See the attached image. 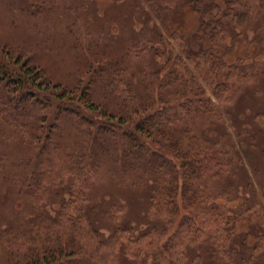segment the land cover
Here are the masks:
<instances>
[{"label": "trees", "instance_id": "obj_1", "mask_svg": "<svg viewBox=\"0 0 264 264\" xmlns=\"http://www.w3.org/2000/svg\"><path fill=\"white\" fill-rule=\"evenodd\" d=\"M34 3L24 0L20 12L35 15ZM132 7L134 21L119 19V34L105 30L94 41L72 25L62 37L74 38L54 51L46 44L15 55L0 43V140L10 146L0 151V186H12L36 216L1 231V264L252 263L234 243L243 204L232 212L227 202L249 192L258 205L262 195L245 175L225 113L253 76L242 73L245 57H225L249 28L264 51V0ZM185 7L202 34L193 36L196 48L160 26ZM101 180L144 188L150 226L135 232L120 202L92 203Z\"/></svg>", "mask_w": 264, "mask_h": 264}, {"label": "rangeland", "instance_id": "obj_2", "mask_svg": "<svg viewBox=\"0 0 264 264\" xmlns=\"http://www.w3.org/2000/svg\"><path fill=\"white\" fill-rule=\"evenodd\" d=\"M31 1L35 2L33 6L35 15L32 11L20 12L19 7L24 0H0V43L3 46H6L4 44L9 45L8 49H12L15 55L19 52L37 53L39 48L42 49L46 44L51 45V50L54 51V48L58 47L56 43L73 37L72 35L67 37V34L62 37L63 29L70 32L69 28L72 25L76 26L73 30L76 36L84 33V30L91 33L88 37L90 41H94V37L109 32L111 35L115 32L119 34L120 31H117L116 27L117 21L121 19L127 26L128 20L136 16L135 13L133 15L131 9L135 6L136 0ZM121 1L125 3L126 9ZM136 25L134 27L138 29L139 25ZM160 26L166 33L178 29L184 35H188L194 48L200 44L199 40L193 39L195 34L202 35L198 30V21L188 7H185L182 12L169 16L164 26ZM123 29L126 30L125 35L131 33L130 29ZM254 29L249 28L240 42L235 44L234 52L225 57L228 63L233 62L238 56L245 57V69L242 73L253 76L239 85L235 104L231 105L225 117L226 130L235 142L241 157V164L246 168L245 175L262 196L259 197L260 203L255 205L256 201L251 198L249 192H242L240 193L242 198L227 202V205L232 212H235L234 208L243 204L241 209L243 215L239 216L234 238L236 248L240 249L241 245L243 246L245 258L252 257L251 264H264V51H261V45L258 46L256 43L255 36L259 31L254 33ZM206 43L207 41L204 42L205 45ZM1 149L9 152L10 146L5 144L3 147L0 140V151ZM123 182H120V185L117 183L104 185L103 180L97 181L91 193V201L98 203L101 209L114 201L122 203L126 208L125 224L131 226L135 232L144 230L150 226L145 217L147 193L144 188L130 187L132 181L128 184ZM55 198L46 207L51 215L55 213L59 205V201ZM254 205L260 210V215L252 211L251 207ZM35 217L12 186H0V233L12 226L27 224ZM95 223L104 234L109 233V228L100 222L99 214H96ZM254 245L257 249L250 250ZM1 262L0 254V264ZM74 263L79 264L81 261L77 260L67 264Z\"/></svg>", "mask_w": 264, "mask_h": 264}]
</instances>
